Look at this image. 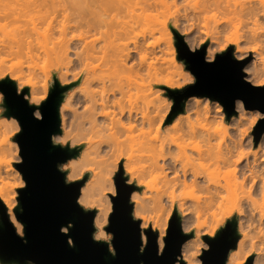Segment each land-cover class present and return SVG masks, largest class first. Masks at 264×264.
Masks as SVG:
<instances>
[{
  "label": "bare ground",
  "instance_id": "obj_1",
  "mask_svg": "<svg viewBox=\"0 0 264 264\" xmlns=\"http://www.w3.org/2000/svg\"><path fill=\"white\" fill-rule=\"evenodd\" d=\"M165 2L166 0H0V6L8 9L10 4H18L21 12H36L39 21L48 24V34L42 36L43 39L37 42V46L46 55L45 60H53L64 66L66 73H62L59 78L63 85L69 82L66 74L70 72L71 65L79 66L80 69L73 75L74 79L83 75L81 85L69 92L61 106V123L65 126L64 114L74 112V106L82 104L78 138L81 143L86 144L83 152L89 164L94 167L92 171L99 172L93 174L95 180L82 187L79 203L97 209V239L106 237L104 227L112 210L109 203L107 206L103 204L105 196L102 197L106 183L113 184V179L108 176L111 172L114 174L120 160L124 158V171L131 176L129 182L136 180L138 185L144 177L151 178V191L159 206L162 207L167 202L170 210L177 205L183 215H193L196 234L208 222L211 224L210 230L215 232L228 216L237 212L241 216V238L237 248L229 253L227 264H245L251 253L256 254L254 264H264V136L257 148L245 152L242 138L236 141L228 137L225 120L214 130L206 125L212 123L213 118L210 117L207 106L202 107V100L188 101L185 104L186 113L177 115L171 123L165 122L171 104L165 105L163 109L160 103L165 100L161 95L154 100L156 105L159 102L158 105L161 106L157 108V114L155 115V110H150L151 81L163 74H173V66L171 61L166 67L158 66L157 45L148 44L149 35L146 30L142 31L141 38L134 32L137 27H143L153 19L156 16L153 12L158 13ZM219 6L215 10L221 8ZM205 7L210 8L209 5ZM206 9L204 8L205 11ZM13 14L10 16H14ZM160 14L165 15L162 12ZM6 15L2 18L9 16ZM240 17L257 23L259 14L251 7L244 9ZM174 26L176 27V23ZM55 33L58 34L57 38H54ZM27 36L24 34L20 38L16 37L14 44L20 48L27 46L31 50L32 41ZM166 36L167 52L175 50L173 34L169 29ZM232 41L236 46L238 60L253 55L254 60L245 68L251 73L247 80L255 86L262 85L264 30L255 29L248 34L236 36ZM242 43H253L254 46L248 48ZM135 53L139 55L136 63ZM32 58L37 59L38 56L35 54ZM105 67L112 70L115 76L122 77L123 74L125 82L122 84L115 79L105 78L102 75ZM2 76L3 70L0 69V79ZM164 86L170 89L183 87L172 78ZM134 91L148 100L145 106L139 108L133 104ZM30 102H39L32 93ZM236 107L241 113L239 117L245 115L241 101H237ZM36 115L38 116L37 113ZM193 116L197 121L200 118L209 121L205 125L197 124L195 119L192 120ZM263 117L261 114L260 119ZM239 132L242 136L246 133L245 130ZM58 141H68L65 130L63 135H59ZM71 145H75V141ZM251 145L248 143L246 147L251 148ZM135 153L139 154V158ZM140 153L145 165L139 164L137 167L136 164L141 162L138 160ZM113 158L115 160L110 163ZM136 161L138 163L135 164ZM69 170L68 179H72L75 172L71 164ZM0 198L11 215L9 200L1 189ZM133 198H136V193ZM12 220L15 221L13 217ZM19 227L21 228L20 225ZM141 228H144V224ZM259 233L262 235L260 241H257ZM163 237L161 234L158 239L160 249L163 247ZM142 238L145 243L143 234ZM191 242L188 241L183 246L182 257L186 264H193L194 261Z\"/></svg>",
  "mask_w": 264,
  "mask_h": 264
},
{
  "label": "water",
  "instance_id": "obj_2",
  "mask_svg": "<svg viewBox=\"0 0 264 264\" xmlns=\"http://www.w3.org/2000/svg\"><path fill=\"white\" fill-rule=\"evenodd\" d=\"M172 32L178 59L194 75L195 83L182 90L165 88L174 102L167 123L185 111V103L191 97L219 102L228 118L237 115V101L246 110L264 115V86L245 80L243 69L248 60L235 59L230 47L209 62L206 44L191 50L183 35L175 29ZM79 83L63 85L54 77L48 97L37 106L25 98L29 88L19 93L12 79H0L3 115L16 119L20 126L15 141L22 161L16 168L25 182V187L18 190V205L14 209L23 227L22 236L0 199V264H186L182 248L194 233L183 231L182 218L174 209L161 251L158 233L142 230L141 221L134 218L132 195L141 189L129 183L122 163L114 177L116 193L110 196L112 212L106 231L112 239L110 242L95 239L97 211L86 210L79 204L81 189L89 175L68 182L67 173L60 169L61 165L78 158L82 147L71 148L53 141L62 134L61 106L65 95ZM37 110L40 116L36 115ZM263 134L264 117L254 129L256 144ZM203 240L208 248L202 251V264H227L229 253L237 248L240 240L238 219L233 217L214 237L203 236ZM254 259V255L250 256L245 264H253Z\"/></svg>",
  "mask_w": 264,
  "mask_h": 264
},
{
  "label": "rangeland",
  "instance_id": "obj_3",
  "mask_svg": "<svg viewBox=\"0 0 264 264\" xmlns=\"http://www.w3.org/2000/svg\"><path fill=\"white\" fill-rule=\"evenodd\" d=\"M13 4L14 3L8 5L9 6V7L7 6L8 9H6V6L3 8H1L2 6H0V69L3 70V76H2L3 78L1 79L10 78L14 82H16L19 93L24 88H29V95H26L25 98L29 101L30 104L39 106L48 97L49 90L54 83V77H56L61 83L59 79L60 75L62 73L65 74L66 72L64 70V66L57 64L53 60H45L47 59L46 55H44V53L39 48V46H37V42L39 43L43 39L42 36L48 34L47 33V31H49L48 24H42L41 21H39V15L36 12L33 11L21 12V10L18 9L19 5L15 4L14 6ZM208 5L210 6V8L206 9L205 6ZM218 5H220L219 7L223 9L219 8L220 10L219 9L215 10V7L217 8ZM251 7L255 8L256 12L259 14L257 23H253L252 21L240 17L243 14L244 9H248ZM204 8L207 11H205ZM12 10H15L16 12ZM138 10H139V6L136 7V12ZM9 11L11 13H8ZM159 12L160 13L162 12L165 15L162 14L163 15L162 16ZM159 12L157 13L156 11H154L153 15L156 14V16H154L153 19L148 21L147 24L144 25L143 27L141 26L137 27L135 29L134 34H137V36L141 38L142 31L144 30L147 31V34L149 35L147 39L148 44H155L158 47L157 56H156L158 58V62H157L158 66L161 65L163 67H166L169 65L170 61L172 63L173 72L171 71V73L173 74L170 75L163 74L158 77H155L151 81L152 95L149 96V101H150L149 107L151 111L153 110L152 112H154L155 110V115L157 114L156 112L158 110L157 109L158 107H161L163 105L162 107L164 109L165 105L167 106V104H171L170 107L168 108L169 111L165 119L166 122L168 121L172 113L174 102L173 99L167 95V91L165 89L166 87L164 86V83L169 78L177 80L179 81V84L183 86L181 88H175L179 90H182L187 86H190L195 83L194 75L186 68L184 61L178 59L176 40L172 32V29H175L177 32H179L181 35L184 36L185 41L191 50L200 49L203 45L206 44L207 45L206 60L209 62L213 61L218 54L225 53L230 47H233L232 53L235 59H237L236 56L238 54L236 52V46L233 45L232 39H235L236 36L248 34L255 29L258 31L264 30V0H166L165 6L160 7ZM10 14H13L14 16H10ZM3 15L8 16L9 18L4 17L6 18L4 19L2 18ZM189 22L191 23L193 22L192 24L194 26L191 27L190 25L192 24ZM175 23H176V27L174 26ZM189 26L191 27L190 28L191 30L189 29ZM167 29H169L173 34V40H174L173 44L175 47V50L171 49L169 52H167V48H168L167 36H166ZM56 33L54 35V38H57L58 36V34ZM24 34L28 35L27 37L29 41H32L33 48L31 50L27 49V46L20 48L14 44V40H16V37L20 38V36L22 35L24 36ZM242 45L248 48L254 46L253 43H242ZM174 51L175 54L173 53ZM30 52H32L33 54H31ZM35 54L36 56H38L39 59L32 58V56L33 55L35 56ZM134 56H135L134 63H136L138 62L139 55L138 53L137 54L135 53ZM263 57H264V53H263ZM243 60H248V63L246 65L248 66V64H250L251 61L254 60V58L253 55L250 54ZM246 66L243 69L245 73V80L250 79V75H251V73L245 69ZM79 70H80L79 66L76 67L74 65L73 66L71 65L70 72L66 74L67 75L66 77L69 79V82L65 85L76 83L78 81H80V83L74 88H77L81 85V81L83 80V75H79L75 79L73 78V75H75V73H77ZM102 75L105 78H111L112 80L115 79L116 82H121L122 84L125 82V77L123 76V74H121L122 77L118 75L115 76L112 70H108L106 67L102 71ZM261 79L263 80L264 76L261 77ZM258 86H264V83ZM71 90L66 93L65 98L67 97L69 92H71ZM134 92H135V96L133 97V104L139 108L145 106L148 100L144 99L142 94H140L138 91H134ZM30 93L34 94L39 102L31 103ZM0 95H1L0 96V189L2 193L5 195V197L9 200L12 209L11 215H9L10 219L14 224V226L16 227L18 234L22 236L23 227L17 221L14 214V209L18 205V197H19L18 190L20 188L25 187V182L22 178V175L19 172V170L16 168V165L21 163L22 161L18 143L15 141L16 135L20 132V126L15 119L13 118L8 119L3 115L5 111L3 107V95L1 93ZM158 95H161L165 100L164 102L163 100L162 102L160 101L161 106L158 105L159 102H157V105L154 102V100L156 101L155 97ZM192 100L193 101L202 100L203 101L202 107L207 106L210 117L213 118L214 120V122L212 120V123L210 122V124L208 125L207 122L209 120L206 121L205 118H200L197 121L193 116L192 120L194 121L195 119L197 124L199 123L201 125L202 124L205 125L207 123L206 125L208 127L210 126L214 130L219 123L225 120L228 127V133H227L228 137L236 141H239V139L242 138L243 144L245 145V146L243 145V148L245 147L244 149L245 152L257 148L258 144L261 142L264 136L263 134L259 142L257 144L255 143L254 129L257 126L258 122L261 120L260 112L246 110L242 103V107L245 115L242 114L241 117H239L241 113L240 110L237 109L236 107L237 115L228 118L224 110V107L219 102L213 101L205 97H191L186 101L185 104H187L188 101L192 102ZM151 102H153L154 104ZM74 110H75L74 112L68 111L67 113L64 114L65 126H63L61 123V130H62L61 135H63L65 130L68 136V141L65 142L58 141L59 135L55 136L53 138V141L54 143L60 144L62 146L69 145L71 148L82 147V151L79 157L76 159H72L66 162L65 164L61 165L60 169L67 173L68 182L81 180L86 174H88L89 178L85 183V185H87L91 181L95 180L93 174L95 175L99 171L97 170L92 171L94 167L91 164H89L88 158L85 156L83 152V150L86 147V144L81 143L78 138L79 127H80L79 123L81 121L80 115L83 112L82 104L75 105ZM184 112L182 114L186 113ZM36 113L38 114V116H40L38 110ZM239 130L246 131V133H244V136H242ZM74 141H75V145L72 146L71 142ZM248 143L249 145L252 144L251 148L250 146L246 147ZM103 147L105 148L106 146L103 145ZM136 155H138L137 157L139 158V154ZM137 157L135 158L137 159ZM106 158L108 159V157ZM122 159L120 160L119 165L121 163L122 164L124 163L125 160L124 158ZM114 160H115L114 158L111 159L110 163H112ZM138 160H141V162L139 163L137 161L135 162V164L138 163L136 164L137 167L139 164L142 166L145 165L144 162L145 160L142 159L141 153H140V159ZM69 164H71L72 169L75 172V176L72 179H68V174L70 171ZM119 165L116 171L114 172V174L113 172L109 174L108 178L113 179V184L110 185V182L106 183V190L105 192H103V196H102V197L105 196L103 199V204L107 206L109 203L111 208H112V202L110 196L115 195L116 193L114 177L115 174L119 171ZM125 175L129 177V181H130L131 179L130 174H127L125 172ZM220 179L222 178L220 177ZM131 184H134L141 189L140 191L134 192L136 193L135 199L133 198L132 195V202L134 203V218L140 220L141 225L144 224V228L143 229L141 228L142 230L152 229L153 231L158 233V236L162 234L164 236L163 237L164 239L166 237L169 220L172 216V213L174 209L178 210L177 205L173 206L171 210H170V205L167 202L165 203H167L166 205L168 206H166L165 203L163 204L164 207L162 206L163 208L159 206V203L157 202V200L154 199V194L151 191V178L149 177H144L141 180V183L138 185L136 180H133ZM81 206L86 210H97L93 207H86L84 205ZM227 210H231V209H227ZM178 212L182 218L183 231L187 234L194 233L193 238L188 240V241H192L191 244L193 245V251H192L194 257L193 264H202V261L200 259L202 255V251L208 248V245L203 240V236L214 237L216 232L221 227H223L228 220L232 219L233 217H236L238 219V232L241 238V231L239 230V222L241 216L239 217L237 212H234L230 216H228L225 219L224 223L221 224L215 232L210 230L211 228L209 227L211 224L208 222L206 224V227L201 228L197 234L195 228L196 220L194 216L193 215L191 216V214L189 216L183 215L182 212H180L179 210ZM12 217L15 219V221L12 220ZM19 225L21 226V228L19 227ZM254 225L255 226L257 225L256 220L254 221ZM107 226H108V221L106 226L104 227L106 237L103 239H97L95 237V239L107 241V242L111 241L112 235L106 231ZM263 226H264V220L262 227ZM155 227H157L156 230ZM143 235L146 239L144 233ZM261 235L262 233L257 234V241H260ZM163 247H164V241H163ZM182 252H183V248H182ZM252 255L255 256L256 254L251 253L248 256V258Z\"/></svg>",
  "mask_w": 264,
  "mask_h": 264
}]
</instances>
